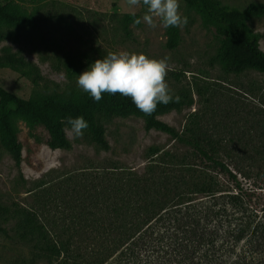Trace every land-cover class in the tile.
Wrapping results in <instances>:
<instances>
[{
    "label": "trees",
    "instance_id": "trees-1",
    "mask_svg": "<svg viewBox=\"0 0 264 264\" xmlns=\"http://www.w3.org/2000/svg\"><path fill=\"white\" fill-rule=\"evenodd\" d=\"M179 1L198 9L215 29L220 43L215 59L227 72L264 73L261 36L249 26L250 20L264 17V2L228 9L218 0ZM136 20L138 15H128L124 24ZM31 22L0 2V42L18 41ZM167 35V48L176 49L179 27H168ZM86 65L65 62L68 77L75 79ZM5 69L38 71L9 49L0 55V70ZM177 95L179 103L157 104L145 115L118 93H103L99 102L84 93L39 103L0 85V144L17 166L23 144L11 123L13 109L29 115L34 129L45 130V144L52 150L72 149L64 118L80 115L89 124L87 139L102 151L110 150L102 120L130 116L144 118L148 131L168 133L181 145L149 148L151 160L142 174L116 164L104 169L98 182L92 178L90 189L75 185L62 196L61 224L55 215L16 210L18 239L31 244L39 257H64L61 264H264V131L258 148L228 145L197 127L179 133L159 119L192 105L188 93ZM54 194L58 191L51 192L52 201ZM9 214L0 206V219Z\"/></svg>",
    "mask_w": 264,
    "mask_h": 264
},
{
    "label": "rangeland",
    "instance_id": "rangeland-1",
    "mask_svg": "<svg viewBox=\"0 0 264 264\" xmlns=\"http://www.w3.org/2000/svg\"><path fill=\"white\" fill-rule=\"evenodd\" d=\"M0 2L11 13L32 19L18 41L0 42V55L9 49L38 70H0V85L17 97L39 103L56 96L80 97L84 92L78 89L76 78L68 77L65 62L82 60L88 67L109 52L144 53L151 58H167L169 70L165 80L171 94L186 92L193 100L181 111L160 116L161 121L179 133L197 127L231 146H261L264 73L227 72L215 59L220 49L215 29L198 9L179 1V12L188 17V23L179 26L181 42L171 50L167 48V28L158 17H153L155 26H149L143 20L146 8L142 3L129 6L127 0ZM218 2L228 9H244L264 0ZM128 15H138L139 24H124ZM249 26L261 36L259 46L264 53V17L250 20ZM10 119L23 144V161L17 166L0 144V206L10 209V214L0 219V226L5 229L0 233V264H61L64 259L39 257L31 244L18 239L16 210L55 215L61 224L60 211L65 209L62 196L72 192L75 185L90 189L92 178L98 182L95 178L116 164L142 174L151 160L149 148L165 151L181 146L168 133L148 131L144 118L130 116L102 120L109 151L91 144L86 133L76 137L70 129L66 133L72 149L52 150L45 144V130L34 129L29 115L13 109ZM53 190L58 191L54 201Z\"/></svg>",
    "mask_w": 264,
    "mask_h": 264
},
{
    "label": "clouds",
    "instance_id": "clouds-1",
    "mask_svg": "<svg viewBox=\"0 0 264 264\" xmlns=\"http://www.w3.org/2000/svg\"><path fill=\"white\" fill-rule=\"evenodd\" d=\"M129 6L143 4L146 13L143 20L149 26L153 17H158L165 27H179L188 23V17L179 12V0H127ZM139 23L140 20H136ZM169 70L167 58H151L144 53L109 52L96 59L76 77V85L94 102L102 99L103 93L120 94L145 115H151L157 104L179 103L181 97L173 96L165 80ZM76 137L84 135L88 121L82 116L64 118ZM63 123V121H62Z\"/></svg>",
    "mask_w": 264,
    "mask_h": 264
}]
</instances>
